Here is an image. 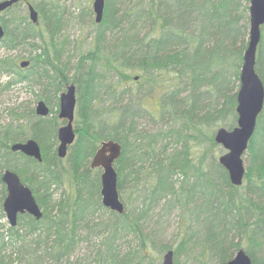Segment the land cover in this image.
Instances as JSON below:
<instances>
[{"label": "trees", "instance_id": "obj_1", "mask_svg": "<svg viewBox=\"0 0 264 264\" xmlns=\"http://www.w3.org/2000/svg\"><path fill=\"white\" fill-rule=\"evenodd\" d=\"M21 1L0 12L4 29L0 52L19 47L24 54L16 64L10 55L0 53V95L10 84L31 80L39 86L37 100L43 99L47 104L72 82L76 86L78 117L74 116L75 138L64 157L53 146L58 140L57 124L62 119L52 114L48 104L49 113L45 116L37 115L31 108L27 118L26 113L15 112V117L10 114V121L0 122V218L5 214L6 186L1 180L5 168L17 172L42 210L40 218L19 213L16 225L6 229L0 220V264H5L4 249L12 244L9 237L12 242L20 240V249L27 244L26 236L34 235L53 264H62L60 258L70 255L74 248L78 228L93 230L90 223L94 212L104 206L101 171L99 167L92 168L90 160L101 140L109 138L121 144V153L114 161L119 197L136 205L130 210L124 206L121 213L108 210L105 222L113 221V225L103 224L109 237L104 242L106 256L102 264H114L117 258L120 264L141 260L139 249L146 235L141 221L157 204L164 210L179 206L181 216L194 221L174 247L173 257L178 258L184 250L195 251L194 259L201 264L208 261L207 253L219 264L242 247L253 264H264V105L243 156L245 172L240 185L231 183L226 168L219 162L224 148L214 139L219 126L230 129L237 123L236 95L248 40L244 35L249 34V0H184L175 6L167 0H154L148 9L128 8L119 15L115 5L108 8L106 0L93 44L75 64L70 79L67 63L62 59L65 38L58 36L63 19L57 0H25L26 13L16 12ZM27 1L38 12L37 22L28 15ZM140 19L149 22L145 33L140 32L143 26L134 23ZM121 22L129 23L127 28ZM189 25L193 30L188 31ZM116 26L123 29L107 46L106 29L113 31ZM263 26L255 70L264 84L260 69ZM22 60H28L24 67L20 66ZM130 69L138 71L139 78L147 77L150 91L157 89V93L164 87L162 74L172 72L173 80H177L172 89L159 93L160 110L152 109L154 116L168 115L164 128L153 132L138 129L134 116L145 107L129 99L122 102V95L132 91L130 87L118 90V85L136 78ZM105 71L116 74V80L102 81ZM4 74L8 77L2 80ZM183 91L180 97L179 92ZM104 96L112 98L107 110L102 105ZM30 136L41 147V160L10 149L12 142ZM66 181L70 188L61 189L57 195L58 187ZM206 186L213 194L209 208L202 197ZM202 203L205 219L216 218L214 232L207 229L204 237L193 230L200 217L197 210L193 216V209ZM77 209L82 213L78 214ZM122 232L133 233L137 239L135 248L124 254L112 247V238ZM147 237L151 239L149 234ZM38 246L30 252L32 259L37 256L33 253Z\"/></svg>", "mask_w": 264, "mask_h": 264}, {"label": "rangeland", "instance_id": "obj_2", "mask_svg": "<svg viewBox=\"0 0 264 264\" xmlns=\"http://www.w3.org/2000/svg\"><path fill=\"white\" fill-rule=\"evenodd\" d=\"M92 1L93 0H57V4L59 6L58 9L60 10V14L63 19V26L59 31L58 36L60 39L65 38L62 59L67 63V75L69 79L72 78L74 74L75 64L77 63V61L92 46L94 41V33L100 27V23L94 21L95 13L93 11ZM153 1L154 0H152V2H150V0H107L108 8L112 9L115 5V9L118 15L123 11H126V9L128 8H132V11L140 9L142 7L144 9H148V7L150 6L149 3L153 4ZM180 1L182 3V1L184 0H167L166 2L169 3L170 6H175L176 2L178 3ZM247 3H249V1H247ZM181 8L183 9L182 6ZM15 9L16 12L19 10L20 13L22 11L26 13L25 0L19 2ZM8 13L11 14L13 13V11H10ZM182 18L185 19V15H182ZM111 21L112 20H109V22ZM134 23L137 24V26H143L140 28L141 33H145L148 30V21H143L140 19L139 21H136ZM119 24L127 28L129 23L121 22ZM121 26L120 28L119 26H116L113 31H111L110 29H106L105 37L107 39V46H110L116 39V36H119L118 31L123 29ZM190 30H193V27H190L189 25L188 31ZM262 31L263 38L261 44L260 69L264 72V26L262 28ZM244 37L247 40L248 33H246ZM102 51L106 52V50L104 49H101V52ZM0 53L1 55L4 53L10 55L15 60L16 64H18L20 60V55H24L23 49L19 47L12 48L8 51L1 50ZM24 53L25 55L27 54V52L25 51ZM129 72L132 75H135L136 78H130L128 80V83L118 85V90L125 87H130L132 94H130L129 91L124 93L122 95V102H126L129 99L135 102V104L138 103L140 106L147 108H144V111H141L134 116L136 126L138 127V129H142L146 132H153L159 128H164L168 115H165L164 117H160L158 115L154 116L153 111L158 112L160 110L162 97H160L159 93L164 94L165 92L172 89L174 86H176L175 84H173V82L175 81L177 83V80H173L172 72L169 74H162L161 78L164 87L163 89L158 90L159 93H157V89L150 91V87L146 82L147 77L143 78L142 76L139 78L137 74L140 73L133 69H130ZM104 73L105 75L102 81L109 82L111 80H116L117 76L112 71H105ZM7 77L8 76L4 74L2 75L1 79L5 80ZM38 89L39 86L35 83V81L31 82V80L10 84V86L7 87V89L0 95V122L4 124L7 121H10L11 115L13 117L16 116L15 112H18L21 115L23 113H26V118L29 117L30 109H35V104L38 97L37 93L39 92ZM64 89L65 87L61 91H63ZM61 91L58 92L56 96H52L51 103H47L52 108V114L56 116H58L59 96ZM179 93V96L181 97L185 92L183 91ZM104 99V104L102 103V105H104L105 110H107L111 104L110 100L112 98L104 96ZM77 105L78 101L76 94L75 119L78 117L76 113L78 107ZM62 120L57 124V127L62 124ZM20 121L21 120H19V122ZM23 121H26V119H23ZM74 123L75 120H73V125ZM57 144L58 140L53 143L55 149ZM224 151L225 149L222 152ZM67 188H70V183L68 181L58 187L57 195H59L61 189ZM209 190L210 188L208 186L204 187L205 194L202 196L208 203V208L210 207V198L213 197V194H210ZM196 197H200L198 196V193L196 194ZM121 200L125 208H127L128 210L136 205V203H134L132 200L126 201L124 200V198H121ZM203 208L204 203H202L196 209H193V216L195 210H197V212L200 214L199 221L196 220L193 230L198 235L204 237L207 229L209 233L214 232L213 230L216 225V218L213 221L205 219V213H202ZM108 210L110 209L104 206V208H98L97 211L94 212L93 218L90 223L94 226L93 230L91 229L90 231L89 229L84 227L78 228L74 248L70 255H63L60 258L62 264H102V262H105L106 255H104V247L106 245H104V242L109 237V232L105 230V228L107 227H103V224L109 218ZM76 212L78 214L82 213L81 210L79 211L78 209ZM0 220L4 223L3 229H6V227L9 225L6 215L4 214V216L1 217ZM141 223L143 234H146H144L145 242H143L141 250L139 249L142 258L141 260L132 259V264H160L163 252L167 249L164 247L170 245L171 249H174V247L180 242L182 236L187 231L186 229L189 230L194 221L190 218H188V220H185V218L181 216V210L179 206H175L170 209L166 208V210H164L157 204L153 207L152 211H149L147 213ZM105 224L107 226H110V224L113 225V221L107 223L105 222ZM22 231V228H19V232L21 233ZM121 234L122 235H118L112 238L113 250H118L123 254L131 252L132 249L137 245V239L135 238L133 233L124 234V232H122ZM147 234L151 236V239L147 237ZM153 237L155 238V240H152ZM8 239L12 244H8L6 249H4L6 255L7 253L10 254V256L7 255L8 257L5 255V264H53L54 260H51L49 258L48 253L41 246L43 244H38L37 238H35L34 235L26 236L25 239L27 241V244H25L24 247H21L20 249L18 248L20 240L12 242L10 237ZM37 245L39 246L37 247L33 255H37L38 257L36 256L32 259L30 252L32 249L36 248ZM161 246L163 247L160 248ZM194 253L195 251L184 250L181 251V253L178 255V258L176 256H174L173 258L179 264H201L199 261L194 259V255H196V253ZM205 259H208V261H205L204 264H217L216 258L210 257L208 253ZM260 259L261 258L258 257V260ZM114 264H120V259L117 258Z\"/></svg>", "mask_w": 264, "mask_h": 264}, {"label": "water", "instance_id": "obj_3", "mask_svg": "<svg viewBox=\"0 0 264 264\" xmlns=\"http://www.w3.org/2000/svg\"><path fill=\"white\" fill-rule=\"evenodd\" d=\"M19 0H0V12ZM105 0H93L92 6L95 13L94 20L100 22L103 16ZM28 14L33 22L38 21V12L33 4L28 3ZM264 24V0H249V34L246 47L243 51V62L240 70L239 88L236 95L237 123L232 128L219 126L214 139L224 149L218 156L219 162L226 168L231 183L240 185L243 181L245 165L243 154L246 151L248 141L254 132L258 114L264 105V84L255 70L256 50L261 35V25ZM4 35V29L0 23V38ZM28 64V60H22V67ZM76 103V86L67 84L65 90L59 96L58 115L65 122L57 129L58 144L57 154L64 157L67 147L75 138L73 126L74 110ZM35 112L45 116L49 112V106L43 99H38L35 104ZM13 151L32 156L37 160L42 159L41 147L34 137L25 140H17L10 144ZM121 153V144L112 138L101 140L90 160V166L101 167L100 193L102 204L110 210L123 212L124 205L119 197L117 188V171L114 167L115 159ZM1 180L6 186V195L3 200V209L11 226L16 225L19 213L27 212L35 218H40L42 210L38 205L30 187L23 183L14 170L5 168ZM160 264H179L173 258V249L163 252ZM219 264H253L250 255L242 247L238 248L234 255Z\"/></svg>", "mask_w": 264, "mask_h": 264}, {"label": "flooded vegetation", "instance_id": "obj_4", "mask_svg": "<svg viewBox=\"0 0 264 264\" xmlns=\"http://www.w3.org/2000/svg\"><path fill=\"white\" fill-rule=\"evenodd\" d=\"M25 213H27V212H25Z\"/></svg>", "mask_w": 264, "mask_h": 264}]
</instances>
